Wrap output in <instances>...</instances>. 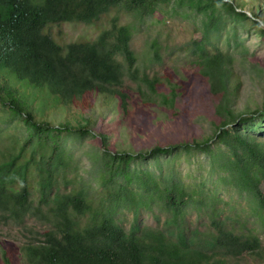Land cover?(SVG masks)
<instances>
[{"label":"trees","instance_id":"1","mask_svg":"<svg viewBox=\"0 0 264 264\" xmlns=\"http://www.w3.org/2000/svg\"><path fill=\"white\" fill-rule=\"evenodd\" d=\"M172 1L0 0L1 119L20 118L25 126L21 134L10 126L0 128V223L34 234L19 247L5 243L0 264H245L246 257L264 264L258 231H264V137L240 126L264 115V105L240 107L244 82L236 60L209 42L193 53L194 69L188 74L142 71L132 48L135 26L120 21L125 13L142 23ZM179 1L204 14L220 4L234 19L263 23L264 32V0ZM246 3L251 4V17L244 11ZM112 12L109 26L93 41L63 46L45 31L62 22L94 23ZM152 48L160 59L156 43ZM127 79L138 84L146 105L168 107L174 113L168 114V125L181 129L177 141L136 152L115 150L102 133L103 164L94 191L61 133H91L90 114L98 103L112 114L127 115L133 100ZM36 93L44 96L41 104L77 114L75 121L65 117L55 124V115L47 119L42 105L34 103ZM179 98L188 106L180 120ZM193 115L210 124V135H202L190 119ZM174 149L208 154L221 179L246 195L254 226L248 219L241 227L229 223L217 199L203 191L132 169L138 157ZM124 205L135 214L129 227L116 216ZM142 205H157L165 213L164 222L149 226L138 221ZM190 209L207 215L203 227L193 225ZM29 219L45 229L28 227Z\"/></svg>","mask_w":264,"mask_h":264},{"label":"rangeland","instance_id":"2","mask_svg":"<svg viewBox=\"0 0 264 264\" xmlns=\"http://www.w3.org/2000/svg\"><path fill=\"white\" fill-rule=\"evenodd\" d=\"M250 3H246L244 11L251 17ZM216 10L211 14H204L196 8L183 4L179 0L163 4L154 16H148L144 22L139 23L133 16L122 13L120 21L134 25L132 48L138 55V66L142 71L153 75L154 73H184L193 71L194 65L191 59L194 52L200 51L203 42L214 44L217 48L231 54L235 58V67L242 76L243 98L239 102L240 107L253 109L264 105V32L262 24L255 23L252 19L238 20L231 17L226 10L215 5ZM110 16H104L94 23L62 22L52 24L45 31L61 45L71 42H88L97 38L99 33L110 24ZM153 43L160 51L161 57L154 56ZM257 63V65H255ZM256 67L262 68V70ZM255 74V80L251 75ZM126 86L132 92L129 112L121 117L119 112L111 113L103 104L98 103V109L91 115L89 128L91 133L62 132L65 148L74 156L77 169L81 175L89 181V185L97 189L101 176L103 154L101 151V134L108 136L111 146L119 151H141L161 144L177 141L180 131L179 125H168L170 109L165 106L150 104L146 105L140 94L138 84L130 79L125 81ZM21 85L16 87L21 89ZM162 88H165L162 87ZM35 105H42L47 119L54 115L59 123L65 117H77L75 113H65L57 109L55 105L45 106L41 104L44 99L42 94L32 95ZM181 98L177 100V111L181 115L176 118L182 119V111L188 106ZM103 107V108H102ZM185 108V109H184ZM3 106L0 104V119L3 117ZM191 114V111H190ZM108 120L105 125V120ZM191 121L201 130L202 135H210V124L198 115L190 117ZM10 126L14 133L25 132V126L20 118L0 120V128ZM241 128L246 132L264 137V115L257 116L241 123ZM96 133V135H95ZM135 171L148 170L164 182H182L189 190L203 191L217 199V207L222 212V217H227L229 223L238 227L245 226V220L249 218L248 199L244 193L233 189L222 179V173L211 166L210 156L202 151L174 149L168 153L138 157L132 163ZM264 191V182L261 185ZM117 218L129 227L135 222V214L132 209L122 206L118 209ZM160 218V219H159ZM188 218L195 226H202L208 221L204 212L190 209ZM165 213L154 205L153 207L140 206L137 220L142 224L157 226L164 222ZM252 220V219H251ZM243 221V222H242ZM253 221V220H252ZM28 227L43 231L45 225L29 219ZM254 226L252 222L248 223ZM264 243V231L258 228ZM34 234L23 227L4 225L0 223V255L1 247L5 244L21 246L33 240ZM245 264H263L252 257H246Z\"/></svg>","mask_w":264,"mask_h":264}]
</instances>
